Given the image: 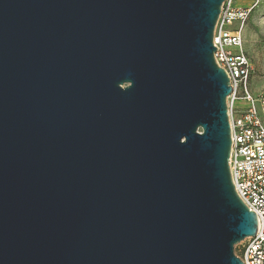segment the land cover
<instances>
[{
	"label": "water",
	"instance_id": "obj_1",
	"mask_svg": "<svg viewBox=\"0 0 264 264\" xmlns=\"http://www.w3.org/2000/svg\"><path fill=\"white\" fill-rule=\"evenodd\" d=\"M225 0H0V264H243Z\"/></svg>",
	"mask_w": 264,
	"mask_h": 264
},
{
	"label": "built area",
	"instance_id": "obj_2",
	"mask_svg": "<svg viewBox=\"0 0 264 264\" xmlns=\"http://www.w3.org/2000/svg\"><path fill=\"white\" fill-rule=\"evenodd\" d=\"M225 0L214 30L215 63L230 78L227 99L231 125L229 169L236 193L258 220L256 236L238 245L236 255L243 264H264V121L257 99L249 90L252 62L244 47V26L253 8L236 7ZM245 105H241V104Z\"/></svg>",
	"mask_w": 264,
	"mask_h": 264
},
{
	"label": "rangeland",
	"instance_id": "obj_3",
	"mask_svg": "<svg viewBox=\"0 0 264 264\" xmlns=\"http://www.w3.org/2000/svg\"><path fill=\"white\" fill-rule=\"evenodd\" d=\"M235 6L253 8L243 29L245 51L253 68L248 88L257 99H264V0H237ZM259 109L264 121V105L259 104ZM235 250L239 252L238 246Z\"/></svg>",
	"mask_w": 264,
	"mask_h": 264
}]
</instances>
